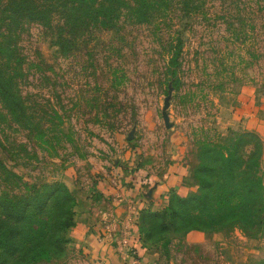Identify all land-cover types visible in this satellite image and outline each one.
Here are the masks:
<instances>
[{
  "label": "rangeland",
  "instance_id": "374dc122",
  "mask_svg": "<svg viewBox=\"0 0 264 264\" xmlns=\"http://www.w3.org/2000/svg\"><path fill=\"white\" fill-rule=\"evenodd\" d=\"M7 1L0 0V60L8 57L27 113L15 121L0 103V157L22 177L0 178V194L14 198L33 183L57 180L75 197L61 255L38 264H96L74 228L91 223L97 210H112L105 190L116 176L139 169L157 179L178 160L189 186L174 194L197 193L193 171L203 162L197 144L204 128L223 143L250 131L221 129L219 104L235 106L239 95L264 111V0H198L194 12L181 0H164L150 22L124 18L118 30L90 26L65 52L57 43L62 0H46L50 27L29 18L16 27L4 11ZM176 38L182 41L179 89L166 73L168 44ZM54 207L50 201L45 210ZM189 211L175 231H153L148 241L135 218L136 229L125 226L119 242L134 249L138 264H264V224H222L213 210Z\"/></svg>",
  "mask_w": 264,
  "mask_h": 264
},
{
  "label": "trees",
  "instance_id": "16d2710c",
  "mask_svg": "<svg viewBox=\"0 0 264 264\" xmlns=\"http://www.w3.org/2000/svg\"><path fill=\"white\" fill-rule=\"evenodd\" d=\"M161 1L164 0H62L58 46L63 52L73 48L90 26L118 30L124 18L148 23L164 9ZM198 2L181 0L183 5L194 7L193 12ZM51 6L46 0H8L4 11L11 13L16 27L22 18L50 27ZM181 53L182 41L176 38L175 43L168 44L166 61L167 82L175 89L182 84L178 76ZM7 60L8 57L0 60V103L7 114L20 121L27 113L26 104L16 90ZM211 129L204 128V141L197 144L200 154H204L203 162L193 171L200 182L199 192L179 196L170 191L167 204L160 210L141 209L137 224L144 241L151 238L153 231H175L192 208L220 213L222 224L240 223L255 229L264 224L263 141L254 132L242 131L231 142L223 143L216 138V132L211 135ZM2 149L0 138V154ZM16 176L0 157V178L16 180ZM16 178L22 180L20 175ZM50 201L55 206L51 212L45 210ZM74 204L75 197L57 180L33 183L27 193L14 198L0 194V264H38L60 256L67 240L64 234L73 222Z\"/></svg>",
  "mask_w": 264,
  "mask_h": 264
},
{
  "label": "crops",
  "instance_id": "0c3cea01",
  "mask_svg": "<svg viewBox=\"0 0 264 264\" xmlns=\"http://www.w3.org/2000/svg\"><path fill=\"white\" fill-rule=\"evenodd\" d=\"M237 101L240 102L235 106L229 105L227 101V103L223 101L219 104L220 127L221 129H227L243 125L247 130L262 134V169L264 170V111L254 110L239 95ZM256 112H258V115H255ZM178 165L182 168L178 160H174L170 165V170L166 171L160 178L153 180L145 172H140V174L139 169L130 173L124 179L116 176L117 182L108 185L105 190L107 196L109 194L110 197L113 196L112 210H97L92 220L89 219L91 223H88L87 226L84 224L74 228L77 234L82 235L81 239H83L84 245L87 246V252L91 260H94L96 264H133L132 255L119 242L122 238L121 232L125 226L129 228V232L135 230L134 219L137 218L140 210L150 206L153 208L163 205L167 201L170 191L186 193L189 186L186 183L187 172L183 168L176 172ZM144 177L147 178L149 185H140V178ZM144 180L146 181V179ZM145 181L144 183H147ZM121 186L123 187L121 188ZM84 199L86 202L89 200L87 196ZM113 218L118 220V223H114ZM108 228L112 229L111 234L113 237L110 239L107 237L102 238Z\"/></svg>",
  "mask_w": 264,
  "mask_h": 264
},
{
  "label": "built area",
  "instance_id": "2783aa9c",
  "mask_svg": "<svg viewBox=\"0 0 264 264\" xmlns=\"http://www.w3.org/2000/svg\"><path fill=\"white\" fill-rule=\"evenodd\" d=\"M109 234V235H108ZM108 238V239H110V233H109V230H106L105 231V234H104V236H103V238ZM130 254L132 255V257H133V264H138V259H137V256H136V254H135V251H134V249H131V252H130Z\"/></svg>",
  "mask_w": 264,
  "mask_h": 264
}]
</instances>
